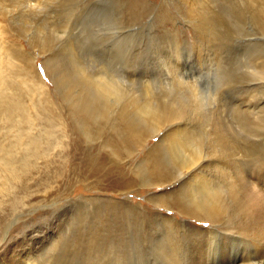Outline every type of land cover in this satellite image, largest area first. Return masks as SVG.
<instances>
[{
  "label": "rangeland",
  "instance_id": "1",
  "mask_svg": "<svg viewBox=\"0 0 264 264\" xmlns=\"http://www.w3.org/2000/svg\"><path fill=\"white\" fill-rule=\"evenodd\" d=\"M18 1L13 3L12 0H0V146L2 145L0 154L3 153L4 147L15 142L18 135L24 136L23 141L38 136L43 131L40 129L42 124L33 119L38 117L42 120L48 115L47 118L49 117L55 126L52 131L55 133L53 138H56L54 139L56 142L53 141L54 145L59 146L61 139L67 143L79 138L82 146L85 148L88 145L93 146L92 152L104 157L97 162L107 166L116 162L131 176V172L142 157V152L156 143L163 135L164 128L161 127L153 131L151 136L142 138V148L136 152L132 151L130 155H126L123 149L130 147L121 144L98 148L100 140L87 142L78 126L79 123L82 125L86 123L83 129L93 127L92 121L85 113L79 114L76 119L71 118L67 110L68 106L61 96L59 88L61 84L56 82L53 76L59 71L60 64L68 71H72L73 64H76L72 55L69 52L67 54L59 42H56L55 37L58 32L60 33L64 21H60L61 23H58L60 25H55L56 27L49 24L50 17L53 20L55 15L51 4L45 5L43 10L28 11L22 5L23 1ZM130 1L132 0H123L122 6L112 2L101 6L102 14L106 16L108 14V19H113L116 15L123 19L122 31L119 33L120 29L114 30L113 33V29H106L90 32L89 46L83 49L82 54L87 57L90 55L93 63L111 65V68L114 67L127 79L134 81L139 79L142 84H156L157 87L153 88V92L169 91L167 87L169 84L173 85L171 79L177 76L184 80L193 78L196 80L194 82L197 88H203L204 92L210 88L214 91L216 88H221V79H223L220 71V75L218 74V69L224 62L230 60L233 64H230L231 62L228 66L225 64L229 74L238 73L237 76L245 80L253 81L254 76H258L260 71L264 72V67L258 61L261 55L264 56V27L257 25L251 18L250 9L254 0H138L146 10L136 22L128 19L127 8ZM189 6H193L196 10L194 14L198 15H188L186 9ZM198 12H205L209 20L206 24H197ZM42 19L45 21L43 22L45 26L39 28L37 23ZM50 27H54L53 30H50ZM41 30L46 32L43 34L48 42H51L52 50H44L36 45L41 35L38 32ZM116 31L119 32L115 33ZM70 36L65 31V36L61 40ZM227 57L232 59H226ZM48 58H51L52 70L46 68L44 64V59ZM220 63L222 64L219 66ZM248 64H252L259 72L255 69L253 71V67H248ZM207 70L212 71L210 73L212 76ZM245 70L250 72L246 74ZM205 76L206 78H203ZM205 79L208 80L207 84ZM202 80L206 82L203 83ZM229 85L222 87L225 94V89L235 95L251 97L253 94L240 84ZM172 88L175 93L174 85ZM12 104L15 106L18 104L22 110H14L11 113ZM41 113L43 116L40 115ZM62 122H65L64 125ZM173 127L175 125L171 128ZM57 136H60V140ZM109 147L116 149V152L113 154ZM57 149L54 147L49 152H55ZM37 161L22 179L8 180L4 171L0 169V195L2 194L0 196V264H11L8 261L16 257L15 251L21 247L19 245L23 237L24 248H27V253L29 252L32 257L35 255L39 264H51L54 255H59L62 248L67 250V253L61 256L62 260L59 259L53 264H167L164 254H160L161 251L157 249L159 243H163L160 241L164 239L165 219L171 221L176 229L173 231L174 238L178 239L180 246L176 253L179 264H205L208 262L207 259L215 256L216 249L222 244L219 235L214 238L216 241L212 239L210 244H207L205 241L207 235L201 234L203 229L209 227L206 220L184 217L174 207L159 203V196L160 198L165 196L164 199L168 203L170 193L183 179L178 175L171 183L157 187L141 184L135 178L133 185L126 189L119 188L117 179L112 177L110 180L113 181L106 189L97 183L100 180L105 187L103 177L76 180L70 174L68 181L61 183L58 177L60 169H53L52 177L50 174L47 177L43 176L40 171L45 168L44 163L41 160ZM140 164L144 169L145 164L143 162ZM133 177L131 178L134 181ZM17 239L18 245L11 243ZM156 241L159 243L157 244ZM155 243L158 245L156 249L153 246ZM226 243L225 248L234 251L235 242L226 241ZM85 247L87 251H83ZM72 250L77 252L74 254ZM126 253L129 256L133 253L134 256L127 258L126 261L124 259L127 257ZM49 257L52 259L50 260ZM25 261L23 258L22 264Z\"/></svg>",
  "mask_w": 264,
  "mask_h": 264
},
{
  "label": "bare ground",
  "instance_id": "2",
  "mask_svg": "<svg viewBox=\"0 0 264 264\" xmlns=\"http://www.w3.org/2000/svg\"><path fill=\"white\" fill-rule=\"evenodd\" d=\"M17 1L12 0L13 3ZM21 1H23L22 5L26 8L25 10L28 11L43 10L42 8H45V5L51 4L55 11L53 15H55L53 20L50 17L51 21L49 24L55 26L60 25L58 23L64 21L61 25L60 33L58 32L57 34L58 38L55 37L57 39L56 42H59L63 47L62 49L67 51V54L70 53L72 55V59L76 61V64L71 65L72 71L64 70L60 64L59 69L57 68L59 71L54 73L53 76H55L56 82L61 84V87L58 84L61 96L63 101L66 102V106H68L67 110L72 116L71 118L76 119L79 114L85 113L92 121L93 127L83 129L85 127L83 125L86 124L83 122V125L79 123L78 126L87 142L100 140L98 148L121 144L131 148L123 147L125 154L130 155L132 151L136 152L142 148V138L145 139L147 135L149 136L153 131L161 127L164 128V133L154 145L148 148L147 151L142 152V157L138 160L139 162L130 176L116 162L110 166L97 162L104 157L98 154L95 155L91 150L93 146L88 145L87 148L82 146L79 138L75 140V138L72 139L70 137L72 140L67 141V143L61 139L59 146L54 145L53 141L56 138H53L55 134L52 132L53 128H55L53 121L49 117L47 118L48 115L43 117L42 120L34 117L35 119L32 118L33 120H37V122L42 124L40 129L43 131L38 136L24 141V136L22 134L18 135L15 142L7 144L8 147H4L3 153L1 152L2 154H0L2 156L0 157V169L4 171L7 179L24 178L30 168H33L38 162L37 160H41L44 163L45 168L40 171L43 176L47 177L49 174L51 176L53 169H60L58 177H60L61 183L68 181L70 174L76 180H86L88 179L87 177L97 179L103 177L105 187L102 182L100 183V180L97 183L100 187L106 189L109 183L113 181L110 180L112 177L117 179L116 183L119 188L126 189L133 185L135 178L141 184L157 187L171 183L175 176L178 175L185 180L182 179L178 183L177 188L171 192L176 195L173 196L170 193V197H168L170 205L166 203L165 196L163 198L158 197L159 203L174 207L184 217L199 219L200 221L206 220L209 227L205 230L203 229L201 234L207 235L206 240L204 239L207 244H210V241L214 240L218 235L222 237H220L222 240L220 243L222 244H219L218 248L216 247L217 253L207 259L208 262L205 264H264V72L260 71L258 76H254L253 81L237 76L238 73L236 75L234 72L229 74L226 65H229L232 57H229L230 59L227 57L226 59L230 61L224 62L223 65H221L223 62L220 63L219 66H221L218 69V74L220 75V71L223 78L221 79V88H216L214 91L212 90L213 88H210L204 92L203 88H197L198 86L194 82L196 80H193V78L185 79V81L184 78H179L175 74L177 77L171 79L175 93L172 88L173 85L170 84L167 87L169 91L153 92V88L157 87L156 84H142L139 79L135 81L127 79L114 67L111 68V65L95 64L92 62L90 55L87 57L82 54L83 49L89 46L88 35L91 31L113 29L114 33V30L120 29V32L116 31L115 33H121L123 19H120L119 15H116L113 19H108V14L107 16L102 14L101 6L107 2L122 6L123 0ZM18 2L21 3L20 1ZM253 2L254 4L250 9L251 18L257 25L260 24V26L264 27V0H254ZM127 9L129 11L128 19L131 22H136L146 10L138 0L128 2ZM195 12L196 10L193 6H189L186 9V13L190 16L196 15L197 13L194 14ZM204 13L200 12L199 16H197L199 18L197 21L198 25L201 23L206 24L208 19ZM43 22L45 21L42 19L37 23L39 28L45 26ZM53 28L50 27V30H53ZM43 30L45 29L43 28ZM65 31L67 35L71 36L61 40L65 36ZM41 32H38L41 35L36 45L44 50H52L50 48L51 42H48L49 40L43 34L45 31ZM51 41L53 42V40ZM211 56L213 57V55ZM198 58L201 59V57ZM259 58V64L264 67V56L261 55ZM200 59H198V62ZM44 60L46 68L52 70L51 58ZM230 64L233 63L231 62ZM247 66L253 67V71L254 69L257 71L252 64ZM211 72H208V74ZM249 72V70H245L246 74ZM203 78H206V76ZM216 79L214 80L216 81ZM211 81L213 80L211 79ZM205 82L203 81V83ZM136 84H138V87ZM226 84L229 86L240 84L241 87H245L247 91L249 90L253 94L251 97L250 95H248L249 97L242 94L235 95L230 91H226V89L225 94L222 91V87ZM191 89H194L195 92ZM230 89L232 90V88ZM260 92L261 94H258ZM14 110H22V107L18 104L16 106L12 104L11 113ZM40 115L43 116L42 113ZM28 122L30 123L31 121L29 120ZM25 124L28 125V123ZM173 125L175 127L171 128ZM169 128L171 129L168 130ZM64 133L66 134L65 131ZM57 138L60 140V136H57ZM54 147L58 149L55 152H49ZM110 150L113 154L116 152V149L110 148ZM56 156L57 158H55ZM140 162L145 164L144 169L141 168ZM132 176H134V181L131 178ZM38 177L41 176L38 175ZM37 178L35 179L37 180ZM111 184L113 186V182ZM154 196L152 197L154 198ZM167 220L163 221L166 235L164 234L163 240H159L161 243L163 241V243L160 244L156 241L160 246L157 248L158 245L156 243L153 246L161 251L160 254H164L162 255L166 259L167 264H179L176 253L180 246L178 239L174 238L173 229H175V226L172 225L171 221ZM17 241L18 239L11 243L18 245ZM23 241L19 245L21 247L15 251L16 257L8 262L11 264H22L24 258V261L26 260L24 264H39V261L37 262L34 257L35 255L33 258L29 252L27 253V248H24ZM226 241L235 242L233 244L236 245L233 249L234 251H229L225 248ZM229 244L231 246V243ZM7 249L12 250L10 247H7ZM13 249L16 248L13 247ZM61 250L62 252L58 253L59 255L52 256L51 264L58 262L59 259L62 260L61 256L67 253V250L63 248ZM84 250L87 251V247ZM72 251L74 254L77 252L75 250ZM12 252L14 253V251ZM132 256H134L133 253L130 256L127 254L124 259H129ZM139 256L141 257V255ZM33 260L36 262L34 263ZM84 260L87 261L86 259ZM123 263L125 262L123 261Z\"/></svg>",
  "mask_w": 264,
  "mask_h": 264
}]
</instances>
